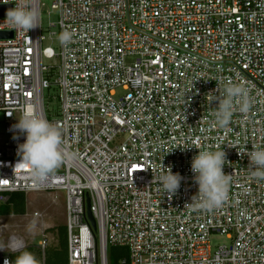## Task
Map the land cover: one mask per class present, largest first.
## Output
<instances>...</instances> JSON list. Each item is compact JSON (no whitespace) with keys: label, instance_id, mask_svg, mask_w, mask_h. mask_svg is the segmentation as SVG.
I'll use <instances>...</instances> for the list:
<instances>
[{"label":"built area","instance_id":"built-area-1","mask_svg":"<svg viewBox=\"0 0 264 264\" xmlns=\"http://www.w3.org/2000/svg\"><path fill=\"white\" fill-rule=\"evenodd\" d=\"M23 2L40 27L24 32L0 17V31L14 33L0 40V206L17 193L64 191L68 264H109L110 246L128 250L121 264H264V180L249 164L264 149V0H56L48 37L41 0ZM229 83L250 89L252 107L219 128ZM28 107L61 131L68 153L42 183L20 164L26 134L14 125ZM217 150L231 182L208 212L192 202L191 165ZM169 168L183 177L171 197L159 183ZM214 234L230 244L213 247ZM26 246L14 235L0 242V264ZM38 246L44 254L47 240Z\"/></svg>","mask_w":264,"mask_h":264},{"label":"clouds","instance_id":"clouds-1","mask_svg":"<svg viewBox=\"0 0 264 264\" xmlns=\"http://www.w3.org/2000/svg\"><path fill=\"white\" fill-rule=\"evenodd\" d=\"M8 3V0H3ZM7 11V21L16 29L24 32L40 27V18L36 10L28 7L23 0ZM61 43L71 40V34L64 32ZM252 107L250 89L243 83H229L223 89L214 112L213 124L227 128L235 112L247 114ZM26 134V141L20 145V164L30 171L31 176L42 183L54 174L66 161L68 153L64 150L61 131L46 118L40 116L32 107L26 108L18 123L14 125ZM17 137H14V139ZM227 153L224 150L199 151L193 157L191 170L198 184V193L192 197L194 206L199 210L211 212L219 209L228 198L231 176L225 174L224 166ZM250 166L255 170L253 176L264 180V149L253 150L249 154ZM183 177L173 173L171 168L160 177L159 183L170 197L177 194ZM8 264V261H5ZM15 264H39L35 255L24 251L17 257Z\"/></svg>","mask_w":264,"mask_h":264},{"label":"rangeland","instance_id":"rangeland-1","mask_svg":"<svg viewBox=\"0 0 264 264\" xmlns=\"http://www.w3.org/2000/svg\"><path fill=\"white\" fill-rule=\"evenodd\" d=\"M56 0H41V27L43 34L49 36V23L58 20V13L53 9ZM53 31H57L53 29ZM49 46V42L44 43ZM52 64L53 61H46ZM122 90L118 91V95ZM56 92L46 91V104L48 113L56 116L60 110V102L55 98ZM0 120L4 121L3 114L0 113ZM0 132H3V125L0 124ZM61 171V167L57 170ZM56 171V172H57ZM66 193L64 191L30 192L26 195V214L0 217V242L4 243L9 236H17L22 244L30 245L38 243L43 238L47 240L48 246L57 244V236L54 232H49L57 226L65 225ZM40 212L41 217H33L34 212ZM213 247L229 245L227 236L214 234L211 238Z\"/></svg>","mask_w":264,"mask_h":264},{"label":"trees","instance_id":"trees-1","mask_svg":"<svg viewBox=\"0 0 264 264\" xmlns=\"http://www.w3.org/2000/svg\"><path fill=\"white\" fill-rule=\"evenodd\" d=\"M26 207V195L14 194L7 204L0 206V216L25 215ZM48 231L56 233L57 244L55 246H48L43 254L38 243L27 245L21 252L10 256L12 264H15L17 257L24 251L33 253L39 264H68L66 226H57ZM108 258L109 264H121L123 259L128 258V250L124 247L110 246Z\"/></svg>","mask_w":264,"mask_h":264},{"label":"water","instance_id":"water-1","mask_svg":"<svg viewBox=\"0 0 264 264\" xmlns=\"http://www.w3.org/2000/svg\"><path fill=\"white\" fill-rule=\"evenodd\" d=\"M14 8L13 4L0 5V17H7V11ZM14 36L13 31H0V40L12 39ZM87 216L94 230L97 229L96 221L91 212L90 198H87Z\"/></svg>","mask_w":264,"mask_h":264},{"label":"snow or ice","instance_id":"snow-or-ice-1","mask_svg":"<svg viewBox=\"0 0 264 264\" xmlns=\"http://www.w3.org/2000/svg\"><path fill=\"white\" fill-rule=\"evenodd\" d=\"M29 95H30V93H29Z\"/></svg>","mask_w":264,"mask_h":264},{"label":"crops","instance_id":"crops-1","mask_svg":"<svg viewBox=\"0 0 264 264\" xmlns=\"http://www.w3.org/2000/svg\"><path fill=\"white\" fill-rule=\"evenodd\" d=\"M38 219V218H37Z\"/></svg>","mask_w":264,"mask_h":264}]
</instances>
